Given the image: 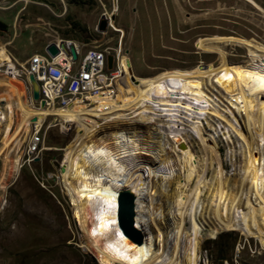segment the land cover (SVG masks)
<instances>
[{"label":"bare ground","instance_id":"1","mask_svg":"<svg viewBox=\"0 0 264 264\" xmlns=\"http://www.w3.org/2000/svg\"><path fill=\"white\" fill-rule=\"evenodd\" d=\"M9 46L0 43V58L12 59ZM227 46L246 48L250 65H230ZM197 47L218 54L220 66L141 80L130 72L124 57L125 73L115 98H89L90 111L82 105L66 110L31 108L24 103L27 92L21 83L0 77V88H7L4 96L15 102L22 117L0 159H8L11 142L34 118L38 124L47 116L61 125L77 123L78 136L66 150L62 175L74 217L99 264H180L183 240H188L184 264H198L202 219L212 225L213 234L237 231L264 246V46L243 39L208 38ZM1 114L0 137L8 120ZM133 123L147 129H117ZM206 124L216 135L208 133ZM104 126L116 129L97 137ZM219 135L240 146L239 160L230 147L233 175L226 172ZM190 141L198 144V156ZM19 167L20 158L16 172ZM120 189L130 190L127 219L136 231L133 242L118 228ZM170 190L174 212L168 233L173 246L168 251L161 231L164 215L156 200Z\"/></svg>","mask_w":264,"mask_h":264},{"label":"rangeland","instance_id":"2","mask_svg":"<svg viewBox=\"0 0 264 264\" xmlns=\"http://www.w3.org/2000/svg\"><path fill=\"white\" fill-rule=\"evenodd\" d=\"M104 16L109 25L100 32ZM0 20L8 26L6 31L0 30V43L10 45V52L21 65L27 66L33 53L46 55L48 44L70 40L80 44L83 51L121 47V57L130 58L133 73L141 80L191 72L199 66H220L218 54L197 47L202 39L236 38L264 46V0H0ZM225 50L230 65H250L246 48L227 46ZM19 73L24 80L25 69L21 67ZM6 91V87L0 88V111L8 117L2 126L0 151L22 120L15 102L4 96ZM55 122V117L47 118L42 151L35 157H24L31 138V129L25 126L18 142H11L8 159H0V187L5 189L0 188V264H99L74 217L62 175L66 150L77 138L79 128L77 123L62 126ZM205 127L216 135L208 124ZM115 129L104 126L96 135L106 137ZM117 129L145 131L147 126L133 123ZM218 143L226 172L233 175L230 147L239 160L240 146L222 135ZM190 144L198 156V144ZM19 158L22 167L16 172ZM171 195L170 190L167 196L158 194L156 200L165 219L161 231L168 251L173 246L169 237L174 212ZM202 220L198 264H264V246L257 239L237 231L213 234L212 225ZM187 241L181 242L180 264L185 263Z\"/></svg>","mask_w":264,"mask_h":264},{"label":"built area","instance_id":"3","mask_svg":"<svg viewBox=\"0 0 264 264\" xmlns=\"http://www.w3.org/2000/svg\"><path fill=\"white\" fill-rule=\"evenodd\" d=\"M54 43L60 51L57 57L53 58L47 52L46 55L38 52L33 53L26 63L27 66L19 64L15 56L11 57L12 59L9 57L8 60L0 58V76L14 78L21 83L24 91L27 92L28 97L24 101L27 106L39 110H66L75 105H82L89 111L91 109L88 106L89 98L100 95L115 98L120 79L125 73L121 47L104 50L91 48L83 51L80 44L70 42V40H59ZM62 43L65 45L64 48H61ZM72 45L75 47L78 56L76 60L71 54L70 47ZM48 46L49 44L45 51ZM109 56H113L112 69H109ZM80 57H82L81 61L77 65ZM125 57L132 68L130 58ZM21 67L25 69L24 80L19 73ZM30 74L35 76L39 84V101L33 100L29 80ZM41 102H45L44 108L41 106ZM0 117L2 118L1 111ZM48 117L50 116H47L39 124L37 121H33L35 118L30 120L28 126L31 129V138L24 151V157L28 156V159H31L42 151V144L44 143L42 132ZM58 122L60 123V121Z\"/></svg>","mask_w":264,"mask_h":264},{"label":"water","instance_id":"4","mask_svg":"<svg viewBox=\"0 0 264 264\" xmlns=\"http://www.w3.org/2000/svg\"><path fill=\"white\" fill-rule=\"evenodd\" d=\"M108 25H109L108 19L104 16L103 19L101 20L100 24H99V31L105 32L108 29ZM64 47H65V45H64V43H62L61 48H64ZM70 50H71V54H72L74 60H76L78 58V56H77L75 47L72 45L70 47ZM46 52L49 53L53 58L57 57L60 54V51H59V49L55 43L49 44V46L46 49ZM108 62H109V69H112V67H113V56H109ZM129 66H130V72L133 73V70H132L130 64H129ZM199 68L203 69L204 66H199ZM29 80L31 83L33 100L39 101V99H40L39 84L37 83L35 76L32 74L29 75ZM41 106L44 108L45 102H41ZM33 121L36 122L37 119L35 118ZM129 194H130L129 189L118 190V192L116 194V196H117V211H116L117 214H116V216H117L118 228L121 230L123 236H125L126 238H128L130 241L133 242L135 240L136 231L127 219Z\"/></svg>","mask_w":264,"mask_h":264},{"label":"trees","instance_id":"5","mask_svg":"<svg viewBox=\"0 0 264 264\" xmlns=\"http://www.w3.org/2000/svg\"><path fill=\"white\" fill-rule=\"evenodd\" d=\"M7 27H8L7 24H5L3 21L0 20V30L6 31L8 29Z\"/></svg>","mask_w":264,"mask_h":264}]
</instances>
